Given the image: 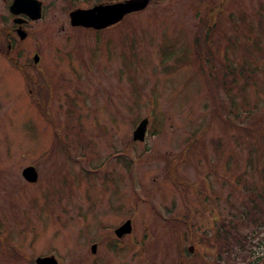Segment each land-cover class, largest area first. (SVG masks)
<instances>
[{
  "label": "rangeland",
  "instance_id": "obj_1",
  "mask_svg": "<svg viewBox=\"0 0 264 264\" xmlns=\"http://www.w3.org/2000/svg\"><path fill=\"white\" fill-rule=\"evenodd\" d=\"M64 19L57 6L33 26L47 47L30 84L0 55V264L264 257L262 233L238 257L233 243L213 242L245 191L264 198V0H149L102 32ZM211 19L214 34L196 49L201 70L194 35ZM28 166L36 183L22 177ZM126 220L132 232L118 239Z\"/></svg>",
  "mask_w": 264,
  "mask_h": 264
},
{
  "label": "flooded vegetation",
  "instance_id": "obj_2",
  "mask_svg": "<svg viewBox=\"0 0 264 264\" xmlns=\"http://www.w3.org/2000/svg\"><path fill=\"white\" fill-rule=\"evenodd\" d=\"M33 1L34 5L31 6L32 9H29L25 0H0V55L7 58L9 67H13L12 63L15 64L13 68L17 73H41L45 69L43 50L47 47L46 39L43 38L44 33L33 30V26L45 19L46 11L54 12L58 6L65 17L63 20L65 23L67 20L69 21V14L74 10H90L101 6L123 4L127 0ZM38 8L41 18L38 20L31 19L29 14L35 15ZM121 23L122 21L115 23L105 30L118 27ZM54 24V21H48V26L54 27ZM54 52L55 50H52V53Z\"/></svg>",
  "mask_w": 264,
  "mask_h": 264
},
{
  "label": "trees",
  "instance_id": "obj_3",
  "mask_svg": "<svg viewBox=\"0 0 264 264\" xmlns=\"http://www.w3.org/2000/svg\"><path fill=\"white\" fill-rule=\"evenodd\" d=\"M212 19L207 26L203 27V29L200 28L197 34L194 35L195 36L194 53H196L194 57L196 59H199L200 63L203 62L205 58H204V55L200 56V53H197L196 49L198 47L206 46L207 43H209L211 39V35L215 28V23H214V20ZM261 19H263V17H261ZM161 52L163 55H165L163 51ZM229 66L228 67L225 66L224 70H226L228 74H230L231 77L244 78V76L241 75V73L243 72L242 69H239V71H237L236 68H234L233 66H230V67ZM201 67H202L201 70L202 69L205 70V67L203 66L202 63H201ZM224 84H226L227 86L229 85L227 82H224L222 85L224 86ZM38 89H39L38 87L35 89L31 87L30 90L31 92L34 90L35 94L37 95ZM41 90L44 93H46L45 87H41ZM211 93L213 94L212 91ZM213 98L215 97L213 96ZM34 99L39 100L41 103L43 102L42 96L39 97L37 95ZM231 112L232 110L230 111V113ZM245 192L248 198L246 202L243 204V206H241L242 208L236 209L234 214L230 213L229 220L222 221L221 222L222 224L220 225L218 229L215 230V233L213 235V241L219 244V248L220 246L221 247L228 246L229 248H231L232 243L237 246L234 257H238L240 255L243 256L244 252L249 251L246 241L249 238L254 237L256 233H262L264 236V209L262 208L264 204V198L259 194L258 196H256L255 192H251L248 190ZM182 222L185 223L184 221ZM185 225L188 226L187 223H185ZM263 259H264L263 256H259L256 259H254L253 262H250L247 264H260V263H263Z\"/></svg>",
  "mask_w": 264,
  "mask_h": 264
},
{
  "label": "water",
  "instance_id": "obj_4",
  "mask_svg": "<svg viewBox=\"0 0 264 264\" xmlns=\"http://www.w3.org/2000/svg\"><path fill=\"white\" fill-rule=\"evenodd\" d=\"M29 9L34 5L33 0H25ZM149 0H130L123 4L112 6L96 7L92 10H76L70 14V24L72 26L91 28L102 30L117 21L121 20L124 15L142 10L146 7ZM38 5V4H36ZM36 9V8H34ZM31 19H39V8L35 15L29 14ZM147 119L142 120L133 132V140L142 142L146 134ZM22 177L29 183H34L37 180V173L33 167H27L22 170ZM131 232L130 221L125 222L121 227L115 230V235L121 238L123 235ZM94 251L95 248L92 247ZM192 251V248H189ZM36 264H56L52 257L36 259Z\"/></svg>",
  "mask_w": 264,
  "mask_h": 264
}]
</instances>
